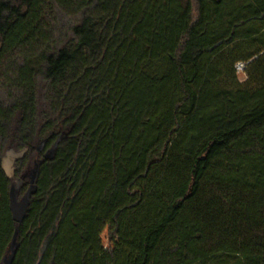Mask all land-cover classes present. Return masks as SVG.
<instances>
[{"label": "trees", "instance_id": "trees-1", "mask_svg": "<svg viewBox=\"0 0 264 264\" xmlns=\"http://www.w3.org/2000/svg\"><path fill=\"white\" fill-rule=\"evenodd\" d=\"M17 227L12 264H264V0H0V264Z\"/></svg>", "mask_w": 264, "mask_h": 264}, {"label": "water", "instance_id": "water-1", "mask_svg": "<svg viewBox=\"0 0 264 264\" xmlns=\"http://www.w3.org/2000/svg\"><path fill=\"white\" fill-rule=\"evenodd\" d=\"M63 138L64 137L61 135L56 140L54 145L45 151L43 159L50 160L53 158L56 148L59 142ZM27 151H28L27 147L22 148V149H17L13 146H9L6 148V150L3 153L2 159H1V166L9 178L15 177L16 163L24 158ZM42 160H38L37 162H35V164L31 168H29L27 171H25L24 174H22V176L15 177V180L11 186L10 208L12 211L13 219L18 224L23 222L27 214V211L29 209L31 197L37 192L36 181L39 175V168H40V164L42 163ZM27 177L30 179V185L28 186L24 194L22 196H19L23 180L24 178H27ZM17 234H18V227L16 228L12 242L10 244L9 253L4 257L3 264H12L14 260L16 250H17Z\"/></svg>", "mask_w": 264, "mask_h": 264}, {"label": "rangeland", "instance_id": "rangeland-1", "mask_svg": "<svg viewBox=\"0 0 264 264\" xmlns=\"http://www.w3.org/2000/svg\"><path fill=\"white\" fill-rule=\"evenodd\" d=\"M238 63H241V62H238ZM238 63L235 65L237 76L240 81H244L247 78V72L245 71L246 64L242 62L244 64V68H243V67H238L237 66Z\"/></svg>", "mask_w": 264, "mask_h": 264}, {"label": "flooded vegetation", "instance_id": "flooded-vegetation-1", "mask_svg": "<svg viewBox=\"0 0 264 264\" xmlns=\"http://www.w3.org/2000/svg\"><path fill=\"white\" fill-rule=\"evenodd\" d=\"M23 184H25V186L27 185V188H28V186L30 185V179L28 177L27 178H24L22 185ZM24 192L23 193H20L19 196H22L24 194Z\"/></svg>", "mask_w": 264, "mask_h": 264}, {"label": "built area", "instance_id": "built-area-1", "mask_svg": "<svg viewBox=\"0 0 264 264\" xmlns=\"http://www.w3.org/2000/svg\"><path fill=\"white\" fill-rule=\"evenodd\" d=\"M238 67H243L244 68V64L241 62V63H238L237 65Z\"/></svg>", "mask_w": 264, "mask_h": 264}]
</instances>
